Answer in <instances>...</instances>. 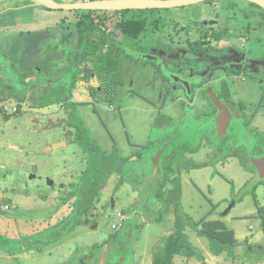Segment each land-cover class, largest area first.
Here are the masks:
<instances>
[{
	"label": "rangeland",
	"instance_id": "rangeland-1",
	"mask_svg": "<svg viewBox=\"0 0 264 264\" xmlns=\"http://www.w3.org/2000/svg\"><path fill=\"white\" fill-rule=\"evenodd\" d=\"M58 1L76 2L78 0ZM230 1L235 4H247L242 0ZM33 4L28 0L3 1L0 3V11L2 14L8 16L9 12L14 10V8L21 9V7ZM247 7L252 8L249 4ZM202 8L207 9V3L191 6L185 10L178 9V12L172 9L170 11H161L163 13L171 12L173 16L181 18L193 16V14L201 16L205 12H201ZM68 12L74 18L80 14L79 12L76 13V11H63V13ZM100 14L106 15L105 12H100ZM22 15H30V12H22ZM112 16H116V13H113ZM3 36L7 37V40L13 39V34L9 32H3ZM63 39L62 42L65 44L68 39ZM54 40L56 39L54 38ZM125 41H128L130 44V40L126 39ZM55 42L49 43L46 48L50 50V48L58 46ZM243 47L249 56H264V35L262 39H252L248 43L245 42ZM75 50L72 53V46L67 44L64 59L66 57L70 61H74L78 54V50ZM9 52L8 48H0V63L6 67V74L9 75L6 79L11 77L16 78L13 81L16 84L12 86H16V89L22 87L23 91H28L24 100L27 102L31 98V87L27 86L29 88L27 89L26 86H23V78L18 77V71L21 69V66L19 64L12 65L13 60L9 57ZM80 57H83V54ZM135 59L133 60L135 61ZM129 60L131 59L124 56L121 57L120 70H118L121 82L118 85L114 106H111L108 102L100 101L96 104L98 112H96L95 106H85V108L80 106L79 108L81 109L78 110L80 112L77 111L78 120L88 129V133L92 137V144L96 145L102 152H110L111 150H113L111 152H114L115 149H119L124 160L125 157L127 158L135 150L131 144L132 141L147 143L152 141L156 134H159L160 130H156L157 123L158 126L163 122L162 127L167 126V124H176L175 118L170 119L169 117H165L163 120H160V123L156 121L153 125L157 111L147 99L154 98L157 101L158 96L161 97L163 95L162 93L154 92L155 90L151 84L146 85L142 88L143 90L139 91L146 99L135 93L132 89L133 87L130 85V79L136 62ZM63 61H57V64L63 63ZM91 65L94 66V64ZM159 67L154 65L147 66L146 71L150 74L145 78H149L153 72L155 75H153L154 78L152 76V84L155 83L157 76H164L163 73L158 71ZM177 67L173 68L176 69ZM161 78L162 80L167 79L165 76L164 79L163 77ZM1 82L3 84L1 83L0 86L3 87L6 82ZM93 82L98 84L95 80ZM232 83L233 81L229 82L228 86L231 87L235 101L253 104L255 99L261 97L258 89H253L247 84L238 85ZM6 84L9 85V83ZM8 85H6L7 88L11 90L10 87L12 86ZM81 85L75 90L76 93L81 88L84 89L85 87L86 89L88 86L85 82ZM176 96H170L172 101L176 99ZM14 99L16 103H19L16 98ZM7 103L11 102L0 101V108L6 106ZM49 106H51L50 110H53L51 111L53 112L51 116H54V119L59 118L58 116L65 117V114L66 117L70 115L63 110L62 106H65L63 102ZM166 107L164 111L170 112L172 117L177 116L181 111L179 102L175 104L170 103ZM11 109H13V105H11ZM26 113L24 115L25 118L23 117L18 121L14 120L7 123L3 129H0V182L2 179L1 187L3 188L0 191V240H3L7 248L12 250L10 252L0 247V264H78L84 258L88 264H153L154 252L158 250L155 247L159 246V248H162L171 234L176 232L177 226L180 223L183 224L184 233L187 236L186 242L188 248H185L183 253L176 256L173 264H199L204 260L209 264H264V229L262 228L264 220L258 217L233 218L221 211L211 213L213 211H210L212 207L221 201V199H225L227 194L233 191V199L236 196L234 190L229 189L231 185L227 180L215 178L214 181H210L208 171L197 172L198 179L196 181L192 179L191 182L186 178L185 180H188V183H184V185L181 184V181L179 183L177 178H175V182L181 184V188H183L181 203L184 209L180 201L177 200L179 199L180 192L175 191L173 199L177 200L174 202L176 208L166 202V204L161 203L160 208L159 205H156L155 210H148L145 207L146 201L149 198L148 195L146 197L142 193H133L135 192L134 190H137L136 187L140 186L142 188L140 183L142 181L136 180V178L139 177L137 172L142 173L143 171L136 170L135 172V168L142 165L137 163L130 170V164L127 165L126 160L124 161L121 157L116 162V165L126 168L124 169L125 174L129 172L131 174L132 171L134 177L127 174L130 177H127L125 183L120 186L122 176L126 175L121 173L119 177L116 175L112 176L109 179V188L107 190L103 189V194H101L100 199L97 201L96 207L89 211L90 213H84V211L77 213L78 198L75 197V193L71 191L69 194L61 193L60 196H57V191L60 187L59 183L62 185L64 184L63 181L66 180L65 173H74V176L77 174L73 181L75 183L80 182L82 171L86 167L88 168L89 153L85 150L84 152L79 144L70 140L71 138L69 139L68 147L63 145V148L49 153L48 159L45 161L43 157L33 156L32 154L25 156L21 153L20 149H12L11 145L14 143L21 144L22 148L27 149L48 140L62 139L64 133L63 127L56 128L53 126L50 130L41 132L40 126L36 121H33L36 115L37 119H39V116H49L48 114L31 109L28 106L26 107ZM57 113L59 114L56 115ZM28 115L30 120L27 119ZM68 120H70V116ZM69 127L67 126V128ZM252 127H254L253 124ZM236 128L242 129V127ZM39 129L40 131L34 134V131ZM70 129L73 128L70 127ZM205 134L200 132L192 139L189 138L192 134H187L185 138L176 136L177 139L172 134L169 140H175L179 144V147H177L183 148L187 142L199 143ZM240 137V135L237 136V143L241 146L243 145L242 149L247 153L251 147L247 140L248 136L243 135ZM115 155L118 156L117 154ZM165 159L164 156L162 168L160 169H164L165 179H168L172 170L177 167L171 168L173 165L170 163L166 166ZM180 160L185 161L186 158L181 157ZM241 161H243V158L240 159ZM34 162L35 165L32 167L31 164ZM189 163L193 162L189 161ZM4 166L10 167L17 172L20 171V178L16 174L14 175L13 172L8 171ZM194 166L196 167L197 163ZM35 170L37 171V181L32 178L33 173L36 172ZM227 172L229 173L228 176L233 178L237 187L243 184L247 178V175L240 172L238 168L230 169ZM174 175L172 177H175ZM3 179L6 183H4ZM49 179L53 180L56 185H50L48 183ZM180 179L182 178L180 177ZM160 181V186L156 182L152 188L153 193L149 195L150 204L162 202L160 201L161 194L159 195V193L160 190L161 192L164 190L163 186L165 183H162V178ZM250 183L256 184V179L251 178ZM171 186V183L168 184L167 182L166 188L169 189ZM251 187V185H248L247 189ZM7 188L9 190H6ZM70 194L71 196H69ZM141 196H143L144 201L136 203L135 199H139ZM248 203L253 205L252 200H248ZM5 205H8L10 208L4 210L3 207ZM133 205L136 207L130 213V217H127L129 220H126V218L120 219L118 213L122 212L124 215H128ZM166 206L173 208L168 211L169 213H162ZM203 217L224 219L230 227H233L237 231L238 243L232 246L227 254L221 256L213 255L210 252L209 239L200 235L196 228L190 226L192 220L199 221ZM54 221L55 223H53ZM49 224H52V226H49ZM114 224H117L119 227L114 229ZM201 228L200 224L199 229ZM45 231L48 232L45 233ZM34 232L36 233L34 234ZM131 232L133 235L130 236ZM58 237H61V239L53 242ZM22 242L25 244L22 245ZM253 248L255 251H252Z\"/></svg>",
	"mask_w": 264,
	"mask_h": 264
},
{
	"label": "flooded vegetation",
	"instance_id": "flooded-vegetation-1",
	"mask_svg": "<svg viewBox=\"0 0 264 264\" xmlns=\"http://www.w3.org/2000/svg\"><path fill=\"white\" fill-rule=\"evenodd\" d=\"M242 1L247 4H235L230 0H206L197 4L174 8L129 9L125 10L127 12L124 14L119 11L116 16H112V14L118 11L97 10L99 15H101L100 12H105L106 15L101 16H107L109 19L127 18L131 15L130 11L142 10L140 13L142 19L139 20H144L146 25L143 32L138 36H132L121 31L119 27H114L113 29L119 33L118 38L111 39L109 42L104 38H97L94 42H106L102 45V49L97 51V55L99 53L117 55L120 64L122 56L130 58L129 61L131 62L134 61V58L138 59H135L136 66L131 73L130 85L133 87L132 89L136 94L144 96L139 91L143 90V85L151 84L154 90L163 95L158 96V101L151 98L147 99L157 106V115L154 117L153 125L156 121L160 123V119L163 120L165 117L175 118L176 124H167V126L174 130L172 134L175 135L176 139L178 136L185 138L187 134H192L189 137L192 139L200 132L206 133L199 143L191 141L187 142L186 146L183 145L186 148H178L179 144L175 140L169 141L170 145L164 156L171 165L177 167L173 173L175 177L172 178H177L179 183L181 181V184L184 185L186 182L184 175L187 176L192 170L195 173L208 171L210 181H214L215 178L227 180L231 185L229 189L234 190L236 196L233 199V191L227 194L226 198L221 199L217 206L215 204V207H212L210 210H213L212 213L221 211L233 218L258 217L264 220V177L254 164V160L264 158V56H249L243 47L245 42L248 43L252 39H262L264 35V9L257 4ZM202 3H207V9L202 8L201 12H205L201 16L193 14V16L178 18L173 16L171 12L163 13L161 11L185 10ZM248 4L252 8H248ZM114 24L115 22H113ZM126 39L130 40V44L125 41ZM153 65L160 66L158 71L163 73L167 79H164V76H157L155 83L152 84L153 72L146 79L150 82L141 84L139 81V84L135 83L136 79L142 76L143 71L147 70V66ZM176 66L178 67L174 69L173 67ZM71 67L72 64L68 68V75L65 76H70ZM118 70H120V66ZM118 70L117 72H119ZM56 79L48 80L51 83ZM79 79L88 85L86 89L90 95L88 100L80 101V106L83 108L95 106L94 108L98 112L96 104L101 100H94L90 89L92 85H96L93 80L98 82V78L94 77L90 82H87L84 76ZM118 80L120 84L119 75ZM42 81H45L44 77H42ZM232 81L234 84H247L253 89H258L261 97L255 99L253 104L235 101L231 87L228 86L229 82ZM136 84L138 85L135 86ZM210 89L217 94L222 108L218 107L212 100L211 95H209ZM170 96H176L173 102L179 100L181 105V111L174 117L163 111L168 102L172 101ZM8 100L9 98L0 97V101L9 102L10 100ZM9 104L7 103L5 107L0 108L2 117L8 114L16 116L18 104L15 103L13 109ZM27 106V104L23 106L22 113L18 114L17 117L26 114ZM50 107L38 108H46L42 112H47L50 111ZM62 108L67 112L66 106H62ZM38 118L35 121L40 126L41 132L50 130L54 126L50 125L49 116L42 115ZM63 118H59V121L55 122L63 124L62 138L70 139L71 135L68 133L70 127L67 128L70 126V122ZM157 124L158 130L161 127ZM236 127H242V129ZM239 135L241 137L243 135L248 136L247 140L251 147L247 153L243 151V145L237 143V136ZM139 157L138 161L133 162L134 166L137 163L144 165L143 156ZM181 157H185L186 160L181 161ZM242 158L241 163L240 159ZM189 161L193 163H189ZM196 163L197 166L195 167ZM142 166L139 169H142ZM233 168H238L240 172L247 175L246 180L239 187L236 186L233 178L228 176L227 171ZM152 170L155 169L152 167ZM142 171L141 176H147V171ZM251 178L256 179V184L250 183ZM248 185L252 187L247 189ZM248 200H252L253 205L249 204Z\"/></svg>",
	"mask_w": 264,
	"mask_h": 264
},
{
	"label": "trees",
	"instance_id": "trees-1",
	"mask_svg": "<svg viewBox=\"0 0 264 264\" xmlns=\"http://www.w3.org/2000/svg\"><path fill=\"white\" fill-rule=\"evenodd\" d=\"M39 7L46 8L41 5ZM76 12L80 13L77 17L78 20L76 22V27L80 33L81 43L79 45L77 57L72 62L70 76L53 80L50 83L48 79L42 81V78H38L35 80L33 77H30L29 74L24 72L22 73V71L19 69L18 77L23 78V86H26L27 88V86L31 85V98L25 102L24 100L28 91H23L22 87L20 89H16V86H12L13 84H16L13 83L16 78L11 77L6 79V77L9 75L6 74V67L0 63V80L9 83V85L12 86V89L9 92L3 93L1 97H15L19 101L16 116L22 113L21 111L25 104L30 107H46L59 102H63L65 104L67 112L70 114L69 124L74 129V131L72 129L69 132L71 135V141L79 144L86 152L89 153L88 168L82 180L78 194L79 198L77 200V213L82 211H84V213H88L95 207V198L99 197L100 192L106 186L107 179L110 177V175L114 172H120L123 174H125V172L124 168L116 165V162L122 157L119 149H115L113 153H107L100 151L96 145L92 144V137L88 133V129L84 127L78 120L77 111L81 105V102L71 100L73 91L77 84V80L80 77L84 76L87 82H90L94 77H97L99 82L98 86L92 85L90 87L94 100L113 102L116 97L117 87L119 85L117 70L120 66V59L117 55L112 54L105 55L103 53H99L97 55V51L102 49V45H104L106 42L96 43L94 40L97 38H104V40L109 42L111 39L118 38L119 33L113 29L114 27H119L121 31L132 36H138L141 32H143L146 22L144 20H139L142 19V15L140 14L142 10L130 11L131 15L127 18L120 17L111 19H109L107 16L99 15L97 10H80ZM126 12L127 11L125 10L120 11V13L123 14ZM115 13L117 14L119 11ZM113 22H115L114 25ZM63 38L68 39L69 41L71 36L67 35ZM81 54H83V57H80ZM91 64H94V66ZM24 102L25 104H23ZM12 116L14 115L8 114L6 119H10ZM74 118H77L79 123ZM122 159L124 160V157H122ZM125 160L127 163L128 157H125ZM123 182L124 180L121 181V184H123ZM173 183L174 187L172 189H169L168 191L162 190V192L160 190V194L162 197L166 198L165 200H167L169 204L175 206L174 202L179 200L181 206L183 207L181 203L183 188H181V184L175 182V179L173 180ZM175 191H178V193L180 192L179 199L177 200L173 199ZM218 204L219 203H217L215 206ZM208 217H203L199 221L192 220L190 226L196 228L200 235L209 239L210 252L213 255L221 256L223 254H227L230 248L238 243L235 229L230 227L224 219ZM200 224L202 226L201 229H199ZM182 225L183 224L180 223L177 226L176 232L171 234V236L168 238V241L162 248H159V246L155 247L158 248V250L154 252L153 264H173L176 256L183 253L185 248H188L186 242L187 236L184 233V227ZM0 247L12 252L10 248H7L3 240H0ZM78 264L88 263L84 258ZM199 264L209 263L204 260Z\"/></svg>",
	"mask_w": 264,
	"mask_h": 264
},
{
	"label": "crops",
	"instance_id": "crops-1",
	"mask_svg": "<svg viewBox=\"0 0 264 264\" xmlns=\"http://www.w3.org/2000/svg\"><path fill=\"white\" fill-rule=\"evenodd\" d=\"M63 11H67V10H52V9H48V8H41V7L34 5V4L28 5V6L23 7V8L21 7V9H17V8L15 9L14 8V10L9 12L10 14L8 16L2 14V12L0 11V48L1 49L2 48H8V52L10 51L9 57L12 58L11 60H13L12 65L13 64H19L21 66L20 71H22V73L24 72L26 74H29L30 77H33L34 79L44 77V80L45 79H51V78H53V79L63 78V76L68 75V68L72 64L71 63L72 61H70L66 57H65V59H67V60L65 61L64 52H66L67 44H70V46H72V53L76 51L75 49H78L79 44H80V33L78 32V28L76 27V22H77L78 18L77 17L74 18V16L72 14L70 15V12L63 13ZM22 12H30V15H22ZM16 14H19V15H16ZM3 32L12 33L13 39L7 40L8 38L3 36ZM67 35H70L71 39L69 41H67L65 44H63L62 38L66 37ZM54 38L56 40H54ZM53 41H56L55 44L57 43L58 46L56 45L53 48H50V50H51L50 51L49 48H46V47H48V44L53 42ZM61 42H62V44H60ZM57 61L58 62L63 61V63L57 64ZM143 72L144 73L142 74V76H140L138 79H136L135 83L139 84V81H140L141 84H143L144 82L148 81V80H146L145 75H149V73L147 71H143ZM1 83L2 82L0 80V84ZM82 83H83V81L81 79L77 80V84L74 88L71 100L76 101V102L88 100L89 92L87 91V89H85V87H84V89L81 88V90H78V93L75 92V90L77 88L82 86L81 85ZM97 83H99V82H97ZM6 85H8V84H6ZM6 85L4 84L3 87L0 86V97L3 93L10 91V89L7 88ZM8 86H10V85H8ZM29 86L31 87V85H29ZM96 86H98V84H96ZM143 86L145 87V85H143ZM117 89H118V87H117ZM154 92H158V91L155 90ZM116 97H117V90H116ZM116 97H115L113 102H108L111 106L115 105ZM158 98H157V101H158ZM144 99H146V98H144ZM9 100L11 102L10 105L14 106L16 103L15 99L9 98ZM12 101H14L15 103ZM154 101H156V99H154ZM149 102L151 103L152 101H149ZM177 102L180 103V101L177 100L176 102L169 101L168 104H170V103L175 104ZM16 104H19V103H16ZM151 104L153 105V107H155V109L157 108V106L153 102ZM3 107H5V106H3ZM28 107H30V106H28ZM165 108H167V107L165 106L163 108V111L165 110ZM31 109L42 111V110H45L46 108L45 109H39L38 107H31ZM51 111H53V110L47 111L45 113L48 114L49 119L54 121V122L59 121V118L64 117V116H58L59 118L54 119L53 118L54 116H51V115H53L52 114L53 112H51ZM49 113H51V114H49ZM168 113L170 114V112H168ZM58 114L59 113H57L56 115H58ZM156 114H157V112H156ZM24 115L21 117L12 116L8 120L6 119V116L2 117L0 115V129L1 128L3 129L7 123H10L14 120L18 121L19 119L23 118ZM68 117H66V114H65V117L63 119H66V121H67ZM34 118H33V121L35 122V120L37 119V115H36V118L35 119ZM27 119H29V115H28ZM176 120H178V119H176ZM162 124H163V122H162ZM162 124L158 125L159 127H161V128H158V130H160L159 134H156L154 139H152V141L147 142V143L133 142L132 141L131 144L133 145V147H134L133 149H135V150L131 153V155L127 156L128 157L127 165L130 164V166H131L130 170H132V168L135 167L133 165V162L138 161V159L140 158L139 156H141V157L143 156L142 160L144 161V165L142 166V169H139V167H136L135 170H144V171L146 170L147 176L143 177V176H141V173L137 172V175L140 178L139 177H137V178L135 177V178H136V180L142 181V182H140L142 185V188H140V186L136 187L137 190H134L135 192H133V193H142V195H144L146 197L148 195L149 198L146 201L147 204L145 206V207H147L148 210H150V209L155 210L156 205H159V208H160L161 203L166 204V202H167V200H165L166 198L161 196L160 201H162V202H159L158 204H150V196L149 195H150V193H153L152 188L156 182H158L159 186H160L161 185L160 179L162 178V180H163L162 183L165 182L164 190H169V189H172L174 187V183H173L174 179L172 178V175H173V173H175L174 172L175 170H173V172L170 173V177H168V179H165V181H164L165 172H164V169L163 170L160 169V168H162V161H163L164 153L166 152V149L170 145L169 138L172 135L174 130L168 126L162 127ZM17 128H19V126H17ZM150 129H151V127H150ZM70 130H72V129H70ZM38 131H40V130L34 131L35 132L34 134H36ZM149 132L152 133L153 129H152V132L151 131H149ZM64 140L67 142V146H65V147H68L69 146V139L56 138V139L51 140V141L48 140L47 142H44L42 144L34 145L33 147H29L27 149L22 148V145L21 144L18 145L17 143H14L13 145H11V148L12 149L15 148L17 150L20 149L21 153L25 156L32 154L33 156L43 157V159L45 161L46 159H48L47 157H48L49 153L56 151V150H52V149L49 150L48 147H51L55 143H58V142L64 141ZM61 148H63V147H61ZM61 148H59V149H61ZM59 149H57V150H59ZM83 151H84V149H83ZM111 151H113V150H111ZM111 151L107 152V153H113ZM159 152L161 154H160V158H159V162H158V168H156L155 163L153 162V159L155 160L154 155H157ZM136 156H138V157H136ZM23 164H22V166H23ZM168 164H169V161H168V159H166L165 165H168ZM34 165H35V162L33 164H31L32 167ZM152 167L155 169L154 171L152 170ZM174 167L175 166H173L172 168H174ZM4 168H7V167L4 166ZM124 169H126V168H124ZM7 170L10 171L11 173L13 172L14 175L16 174V176H18V178H20V176H21L20 171L17 172L16 170H13L10 167H8ZM86 170H87V167L84 171H82V173H81L82 175L80 177L79 183H77V182L75 183L73 181L75 176H77V174H75V176H74V173H70V172L65 173L64 176L66 177V180L63 181L64 184H62V185H61V183H59L60 187L57 191V196H60L61 193L69 194L72 191L73 193H75V197L79 198L78 194H79L80 186H81V183H82V180L84 178ZM22 171H23V169H22ZM33 174H34V177L32 176V178L37 181V179H38L37 178V171L34 172ZM119 174H121V173L120 172H114L113 174H111L110 177L107 179L106 186L103 189L107 190L109 188V185H110L109 179H111L112 176H114V175L119 177ZM127 174H130V172ZM127 174H124L126 176H122V178H121V180H124L123 184L125 183L126 178L130 177V176H127ZM193 174H195V175L193 176ZM196 174L197 173H195L194 170H192L190 173L187 174V177H186V175H184V174L183 175L192 182V179H194V178L196 180L198 179V176ZM130 175L132 177H134V174L132 171H131ZM185 181H184L185 184H187L188 180H185ZM1 182H2V179H1ZM1 182H0V191L3 190V188L1 187L2 186ZM167 182H168V184L171 183V185H172L169 189L166 188ZM4 183H6L5 180H4ZM68 183H69V185H68ZM123 184L120 183V186ZM54 185H56V183H54ZM196 185L198 186V184H196ZM27 189H28V186H27ZM103 189L101 190L99 197L95 198V207L98 203L97 201L101 197V194H103ZM6 190H9V189L7 188ZM40 195H41V193H40ZM159 195H160V193H159ZM69 196H71V194ZM64 197H61V198H64ZM135 201H137L136 203L144 201L143 196H141L139 199H135ZM5 206H7V205H5ZM134 207H136V206L133 205L130 208L128 215L127 214L124 215V213H122V212L118 213L120 219L126 218V220H129V219H127V217L129 218L130 213H132L135 210ZM172 208L173 207H171V206H166L162 213H169L168 211ZM3 209L5 210V207H3ZM53 223H55V221ZM115 225H116V227H114V229L115 228L117 229L119 226L117 224H114V226ZM49 226H52V224H49ZM262 228L264 229L263 225H262ZM47 232L48 231H45V233H47ZM235 232H236V237H237V231L235 230ZM35 233L36 232H34V234ZM131 235H133L132 232L130 233V236ZM59 239H61V237L56 238L55 240H53V242L58 241ZM237 239H238V237H237ZM21 244L24 245L25 243L22 242ZM252 251H255L254 248L252 249Z\"/></svg>",
	"mask_w": 264,
	"mask_h": 264
},
{
	"label": "water",
	"instance_id": "water-1",
	"mask_svg": "<svg viewBox=\"0 0 264 264\" xmlns=\"http://www.w3.org/2000/svg\"><path fill=\"white\" fill-rule=\"evenodd\" d=\"M8 0H0V3ZM35 3L38 6H44L52 10H67V11H80V10H108V11H122L129 9H152V8H174L179 6H185L190 4H197L206 0H94V1H76V2H61L58 0H28ZM254 4H257L264 9V0H245ZM153 59V58H148ZM212 100L215 104L222 108V104L217 97V94L210 89L209 90ZM50 125L55 127H62L61 122H54L49 120ZM63 145L67 146L66 141H60L53 146L48 147L49 150H57ZM160 152L155 155V166L158 168V162L160 158ZM254 164L259 168L264 177V158L254 160ZM36 171V170H35ZM34 177V174L32 175ZM50 185H54L53 180H48Z\"/></svg>",
	"mask_w": 264,
	"mask_h": 264
},
{
	"label": "built area",
	"instance_id": "built-area-1",
	"mask_svg": "<svg viewBox=\"0 0 264 264\" xmlns=\"http://www.w3.org/2000/svg\"><path fill=\"white\" fill-rule=\"evenodd\" d=\"M9 208V206L7 205V206H5V209H8ZM114 227H116V225L114 226Z\"/></svg>",
	"mask_w": 264,
	"mask_h": 264
},
{
	"label": "bare ground",
	"instance_id": "bare-ground-1",
	"mask_svg": "<svg viewBox=\"0 0 264 264\" xmlns=\"http://www.w3.org/2000/svg\"><path fill=\"white\" fill-rule=\"evenodd\" d=\"M72 11H74V10H72Z\"/></svg>",
	"mask_w": 264,
	"mask_h": 264
}]
</instances>
